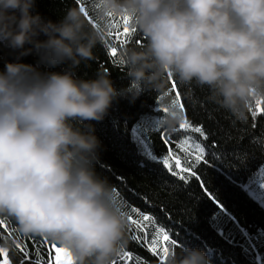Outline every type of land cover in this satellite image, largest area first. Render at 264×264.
Wrapping results in <instances>:
<instances>
[{
	"label": "clouds",
	"instance_id": "1",
	"mask_svg": "<svg viewBox=\"0 0 264 264\" xmlns=\"http://www.w3.org/2000/svg\"><path fill=\"white\" fill-rule=\"evenodd\" d=\"M35 2L0 0V42L52 66L70 62L69 70L9 62L0 71V214L70 250L76 264H113L129 222L114 185L96 171L101 141L91 122L118 97L161 89L169 76L206 86L212 102L245 119L264 97V0H101V18L131 17L147 41L123 50L130 87L121 90L106 70L87 80L74 71L95 58L110 26L94 27L80 7L45 21L32 14ZM167 264L210 261L181 246Z\"/></svg>",
	"mask_w": 264,
	"mask_h": 264
},
{
	"label": "trees",
	"instance_id": "2",
	"mask_svg": "<svg viewBox=\"0 0 264 264\" xmlns=\"http://www.w3.org/2000/svg\"><path fill=\"white\" fill-rule=\"evenodd\" d=\"M100 6L101 0H36L32 14L59 23L68 9L80 7L94 27L109 25L104 43L94 49L95 58L82 62L74 71L78 78L87 80L95 79L99 69L106 70L114 87L125 89L130 87V79L121 54L125 47L140 48L147 41L132 21L129 27L135 29L134 34L116 40L121 17L101 18ZM114 46L116 57L111 56ZM31 47L25 45V49ZM21 51L0 42V71L9 62L31 64L41 72L69 70L70 62L52 66L41 62L35 51L26 56H21ZM209 96L206 86L186 85L169 76L161 89L146 88L138 97H118L102 122H91L101 141L96 171L114 185L129 222L128 243L113 264H167L146 246L152 240L164 243L158 236L160 229L176 241L169 244V255L184 246L203 250L210 264H264V206L245 188L264 167V113L259 112L264 97L253 100L246 118L238 119ZM173 117L174 123L169 124ZM185 122L202 127V133L180 128ZM165 139L171 143V152L181 159V166L192 164L191 171L180 173L173 158L172 171L178 173L173 175L162 163L169 155ZM196 144L204 148L203 159L192 163ZM185 147L189 153L183 151ZM133 208L153 218L146 222L148 233L143 241L135 239L140 233L134 232L129 220L130 216L139 218ZM0 219L8 225L0 226V247L7 249L10 264H34L43 251H34L36 241L55 244L45 236L22 233L14 217L0 214ZM22 245L27 246L31 260L24 259Z\"/></svg>",
	"mask_w": 264,
	"mask_h": 264
},
{
	"label": "snow or ice",
	"instance_id": "3",
	"mask_svg": "<svg viewBox=\"0 0 264 264\" xmlns=\"http://www.w3.org/2000/svg\"><path fill=\"white\" fill-rule=\"evenodd\" d=\"M85 15L87 16L88 13L85 12ZM131 22V17H121V29L115 33V39L120 41L122 38H129L132 34H134L135 29L129 27V24ZM111 56L116 57L117 56V47L111 48ZM173 87H175V83L173 82ZM177 96H179V92L176 93ZM180 107L183 108V104H180ZM165 112L168 111V109H164ZM259 112L264 113V107L259 108ZM253 116L257 115V112L252 113ZM180 128H190L195 133H202L203 129L202 127H193L191 124L185 122L180 125ZM206 138V137H205ZM164 142L166 144H169V155L167 158H164L162 160V163L168 168V170L173 174L177 175V172L172 171L173 165L170 163V160L174 158L175 165L177 168H179L180 173L189 172L192 169V164H187L186 167L181 166V159L178 156H175L174 153L171 152V143L169 140L165 139ZM183 151L185 153H189L190 149L185 147L183 148ZM203 153L204 148L200 146V144L195 145V151H194V159L192 163L200 162L203 159ZM187 163V161H186ZM193 175L195 173L193 172ZM181 179H184V176H180ZM133 213H138L139 218H133L129 217V220L131 221V224L135 226L134 232H139V235H135V239L138 241H143L147 237L148 233V223L152 221V217L147 214L139 213L138 209H131ZM0 226L2 227H8V225L5 223L3 219H0ZM158 236L162 239L164 242L163 244H160L159 240H152L148 245H146L150 251L160 257L161 261H167L169 257V244L175 245V240H170L169 235L164 232L163 229L159 230ZM159 245V247H158ZM43 248V251L40 253V255L35 259L34 264H76V261L74 257L72 256L70 250L63 248L61 246H58L56 244H45L44 240L41 239L40 241L35 242V249L34 251ZM20 251L24 256L25 260H31L32 258L29 256V251L27 249L26 245L20 246ZM0 254H2V258H0V264H10L8 253L3 248L0 247ZM128 258H131V252L126 254ZM21 264H24V261L21 262Z\"/></svg>",
	"mask_w": 264,
	"mask_h": 264
},
{
	"label": "rangeland",
	"instance_id": "4",
	"mask_svg": "<svg viewBox=\"0 0 264 264\" xmlns=\"http://www.w3.org/2000/svg\"><path fill=\"white\" fill-rule=\"evenodd\" d=\"M245 188L254 199L264 206V167L259 168L254 176L245 184ZM4 249L7 251L6 248Z\"/></svg>",
	"mask_w": 264,
	"mask_h": 264
}]
</instances>
